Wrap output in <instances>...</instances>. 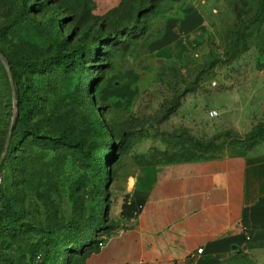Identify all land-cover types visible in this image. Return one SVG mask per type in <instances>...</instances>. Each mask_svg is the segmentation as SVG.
Listing matches in <instances>:
<instances>
[{
	"label": "rangeland",
	"instance_id": "374dc122",
	"mask_svg": "<svg viewBox=\"0 0 264 264\" xmlns=\"http://www.w3.org/2000/svg\"><path fill=\"white\" fill-rule=\"evenodd\" d=\"M0 29V48L14 59L96 48L86 71L26 74L43 98L40 117L86 99L116 145L115 152L104 147L101 160L96 211L104 225L95 239L114 224L126 171L264 141V0H0ZM5 69L0 64V158L15 113ZM0 178L5 188L3 165ZM26 204L42 222L43 206ZM13 242L0 237V264L16 260ZM86 244L56 264H86L94 249ZM38 254L17 260L41 264Z\"/></svg>",
	"mask_w": 264,
	"mask_h": 264
},
{
	"label": "crops",
	"instance_id": "0c3cea01",
	"mask_svg": "<svg viewBox=\"0 0 264 264\" xmlns=\"http://www.w3.org/2000/svg\"><path fill=\"white\" fill-rule=\"evenodd\" d=\"M125 173L86 264H264V141Z\"/></svg>",
	"mask_w": 264,
	"mask_h": 264
},
{
	"label": "trees",
	"instance_id": "16d2710c",
	"mask_svg": "<svg viewBox=\"0 0 264 264\" xmlns=\"http://www.w3.org/2000/svg\"><path fill=\"white\" fill-rule=\"evenodd\" d=\"M9 28L6 25L2 30ZM0 50L10 64L16 88L15 100L5 69L15 113L1 149L4 151L11 132L9 150L2 163L9 181L5 188L0 185V237L10 234L14 240L13 247L19 253L13 264H21L17 259L38 253L44 256L41 264H56V258L63 254H82L87 241L93 250H98L103 240L95 239L99 235L94 231L104 225L96 211L99 169L101 160L105 161L104 147L115 152L116 145L114 141L108 144L105 128L86 99L79 107L68 103L59 111L40 117L42 95L35 93L34 84L26 78L28 73L74 69L76 65L86 71L85 59L96 48L67 52L59 47L55 54L33 61L14 59ZM0 64L5 68L1 60ZM106 171L109 173L108 167ZM32 199L43 206L42 222L28 216L26 203Z\"/></svg>",
	"mask_w": 264,
	"mask_h": 264
},
{
	"label": "water",
	"instance_id": "95a60500",
	"mask_svg": "<svg viewBox=\"0 0 264 264\" xmlns=\"http://www.w3.org/2000/svg\"><path fill=\"white\" fill-rule=\"evenodd\" d=\"M0 60L2 61V63L5 65L9 75H10V78H11V83H12V90H13V96H14V99L16 100V88H15V85H14V82L12 80V75H11V71H10V64L7 60V58L5 57V55L2 53V51L0 50ZM16 102V101H15ZM16 106V105H15ZM10 137H11V132L8 136V139H7V142H6V145H5V148H4V151H3V154L0 158V166L2 165L7 153H8V150H9V145H10Z\"/></svg>",
	"mask_w": 264,
	"mask_h": 264
},
{
	"label": "built area",
	"instance_id": "2783aa9c",
	"mask_svg": "<svg viewBox=\"0 0 264 264\" xmlns=\"http://www.w3.org/2000/svg\"><path fill=\"white\" fill-rule=\"evenodd\" d=\"M218 111L217 110H213V111H211L210 113H209V115H210V117H212V118H215V117H217L218 116ZM0 181H1V178H0ZM103 242H100L99 243V246L101 247V246H103ZM203 252V249H200V250H198V253H202Z\"/></svg>",
	"mask_w": 264,
	"mask_h": 264
}]
</instances>
